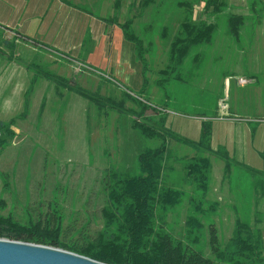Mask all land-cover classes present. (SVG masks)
I'll return each mask as SVG.
<instances>
[{"label":"rangeland","instance_id":"374dc122","mask_svg":"<svg viewBox=\"0 0 264 264\" xmlns=\"http://www.w3.org/2000/svg\"><path fill=\"white\" fill-rule=\"evenodd\" d=\"M190 1L118 0L115 5L112 0L105 8L98 4L85 6L103 26L106 23L98 15L116 23L128 20L130 31L143 42L144 60L136 62L141 70L139 80L143 77L142 67H147L143 71L144 88L115 72L119 50L116 34L109 50L113 54L110 68L82 65V59L77 63L76 85L102 96V105L73 90L62 94L51 86L45 91V104L19 105L25 102V91H35L40 84L32 78L44 63L40 58L43 54L36 46L33 54H19L21 44H7L0 31V117L13 119L19 126L0 151L1 214L22 222L27 218L29 203L41 202L44 207L56 198L67 223L69 213L82 208L88 193L93 199L100 192L95 209L89 207V212L97 214L104 199L100 191L104 169L112 165L119 170L137 171L139 151L163 140L143 134L137 123L142 119L165 134L168 153L163 175L183 192L166 212L168 229L177 237L184 236L188 220L195 217L200 223L195 232L196 246L214 257L208 242L209 224L216 226L224 247L237 223L245 222L260 235L264 247L263 154L255 153L251 159L254 167L232 157L227 163L225 154L229 153L224 147L213 146L211 141L210 147L196 149L169 134L173 131L198 139L205 120L213 128L216 117H264V35L260 33L264 28V2L225 0L227 5L217 19L212 40L191 48L172 68L171 43L181 22L191 14L185 5ZM199 10L195 4L193 16ZM229 13L245 16L237 38L229 31ZM107 23L110 34L113 22ZM33 39L30 37L29 48H21L32 50L36 45ZM27 64L31 65L29 69ZM239 77L246 78L247 83L241 85ZM57 86L63 89L62 84ZM218 124L216 130L221 129L228 145L231 128L226 123ZM259 129L263 132V123ZM202 155L210 160L206 190L186 181L184 172L191 157ZM84 219L85 215L80 214L79 223ZM100 223L99 216H92L91 230L95 231Z\"/></svg>","mask_w":264,"mask_h":264},{"label":"trees","instance_id":"16d2710c","mask_svg":"<svg viewBox=\"0 0 264 264\" xmlns=\"http://www.w3.org/2000/svg\"><path fill=\"white\" fill-rule=\"evenodd\" d=\"M195 4L200 6L197 16H193L192 12ZM185 5L191 9V14L181 22L180 30L171 43L172 68L181 63L191 48L212 40L217 19L224 12L227 2L192 0ZM103 20L107 25V21H114L112 18ZM227 20L230 34L237 38L245 16L229 13ZM129 24L126 20L119 26L126 40L133 44L136 60H144L143 42L130 31ZM16 34L22 39H30L20 31ZM33 41L38 43L36 39ZM146 68L143 66L142 70ZM163 71L165 68L160 70ZM69 90L102 105V96L78 84L69 86ZM137 123L143 134L161 137L163 140L155 147L139 151L137 171L119 170L112 165L104 169L100 188L104 199L97 214L89 212V207L95 209L100 192L95 193L93 199L88 193L82 208L69 213L67 223L56 198L46 202L43 205L45 208L41 202L35 205L29 203L26 206L25 221L13 220L0 213V237L62 248L108 264H264L261 237L245 222L237 223L234 235L224 247L216 226L209 224L208 242L214 257L206 255L196 246L198 238L195 232L200 223L195 217L188 220V231L184 236L177 237L168 229L166 212L179 201L183 192L171 186L163 175L168 153L165 134L142 119ZM13 124V119H0V151L16 135ZM169 134L196 149L203 145L210 147L212 127L207 120L203 121L198 139L180 136L173 131ZM225 156L229 163L227 152ZM209 166L207 156L191 157L185 165V180L197 189L206 190ZM82 213L85 219L79 223V215ZM91 214L93 217L99 216L101 221L95 231L90 228Z\"/></svg>","mask_w":264,"mask_h":264},{"label":"crops","instance_id":"0c3cea01","mask_svg":"<svg viewBox=\"0 0 264 264\" xmlns=\"http://www.w3.org/2000/svg\"><path fill=\"white\" fill-rule=\"evenodd\" d=\"M111 2L112 0H0V31L6 43L13 47L19 43L21 47L29 48L31 40L18 37L16 32L20 31L37 39L38 43L34 45V48H30L32 50H24V47H20L18 53L27 54L31 51L33 54V51L38 49L43 54L40 58L44 63L39 66L38 73L32 78V80L40 81V84L35 91L33 90L34 92L32 89V92L27 89L22 95L25 102L22 101L19 105L45 104L47 100L45 91L50 86L62 94L69 91V86L76 85L75 75L80 59L84 61L80 63L82 65H101L110 68L109 59H112L113 54L109 53V50L115 34L118 37L119 49L115 72L144 88L143 77L139 80L138 73L141 70L136 62L134 46L124 37L119 26L120 22L113 21L109 34L107 24L101 25L93 14H88L86 11L87 5L98 4L105 8L106 4ZM115 5H118V0H115ZM98 16L102 20L109 18L103 15ZM261 20V18L258 19V22L261 23ZM261 24L264 26L263 22ZM260 33L264 35V28ZM30 66L27 64L26 68L29 69ZM58 83L62 84V90L57 86ZM0 86L3 87L2 84ZM0 119L8 120L3 117ZM219 119L221 118H214L216 123L212 128V145L224 147L230 157L254 167L251 159L255 153H262L264 157V130L261 132L262 130L259 129L261 124H264V117L252 119L239 116ZM218 123H226L225 125L231 128L228 145L220 134L221 129L216 130L215 125ZM12 128L16 132L19 126L14 122ZM200 133L201 126L199 136ZM262 161V168H264V159L261 158V163Z\"/></svg>","mask_w":264,"mask_h":264},{"label":"water","instance_id":"95a60500","mask_svg":"<svg viewBox=\"0 0 264 264\" xmlns=\"http://www.w3.org/2000/svg\"><path fill=\"white\" fill-rule=\"evenodd\" d=\"M0 264H108L62 248L0 237Z\"/></svg>","mask_w":264,"mask_h":264},{"label":"built area","instance_id":"2783aa9c","mask_svg":"<svg viewBox=\"0 0 264 264\" xmlns=\"http://www.w3.org/2000/svg\"><path fill=\"white\" fill-rule=\"evenodd\" d=\"M247 81H248V80H247L246 78H244V77H239V78H238V82H239L241 85L247 83Z\"/></svg>","mask_w":264,"mask_h":264}]
</instances>
